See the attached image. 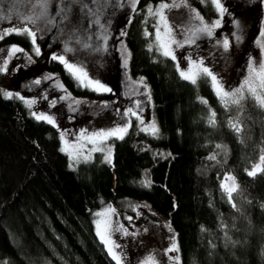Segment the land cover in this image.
<instances>
[{
    "label": "trees",
    "instance_id": "1",
    "mask_svg": "<svg viewBox=\"0 0 264 264\" xmlns=\"http://www.w3.org/2000/svg\"><path fill=\"white\" fill-rule=\"evenodd\" d=\"M150 1L138 0L123 37L129 73L149 84L159 132L129 124L110 163L99 156L73 163L55 125L37 120L20 96H4L10 74L0 71V264H116L93 211L137 202L175 230L182 264H264V171L248 175L264 150V108L247 92L240 105L226 106L208 76L183 79L148 35ZM255 25L253 39L264 44V7ZM10 40L32 47L16 34L0 46ZM43 66L58 71L73 94L95 96L60 61ZM228 176L238 185L231 202L221 187Z\"/></svg>",
    "mask_w": 264,
    "mask_h": 264
},
{
    "label": "rangeland",
    "instance_id": "2",
    "mask_svg": "<svg viewBox=\"0 0 264 264\" xmlns=\"http://www.w3.org/2000/svg\"><path fill=\"white\" fill-rule=\"evenodd\" d=\"M161 3L170 5L164 10L171 28L168 36H165L167 30L159 18L149 15L147 11L149 7L158 10ZM222 3L227 9L222 18L211 0H155L146 3L144 11L153 20L148 33H151L161 52L156 40L157 27L163 40L177 42L171 48L179 74L188 71L193 61L203 62V66L216 75L223 88L232 91L240 88L249 77L251 59H255L257 65L264 61L262 41L253 39V30L262 13L264 0H222ZM44 4L46 8L41 7ZM132 10L131 0H103L102 3L98 0H83L82 3L80 0H72L71 3L69 0H0L2 39L11 34L25 35L32 46L28 49L14 40L0 46V68L6 64V71L10 74L5 91L13 95L18 93L26 103L34 101L29 107L32 113L53 117L54 125L60 131V147L68 149L64 152L73 163L77 161L69 153L74 152L82 153L79 161L86 160L84 157L89 155L90 159L99 156L101 160L108 161L105 157L109 151L112 159L116 137L103 142L97 140L93 144L88 140L93 133L129 124L149 132L144 129L153 121L158 126L147 80L128 71L129 56L126 57V54L129 50L123 32ZM197 13L206 23L221 19L220 27L215 28L211 36L197 31L201 26ZM97 19L99 23H95ZM31 20H35V23ZM24 27L36 32L35 43L28 34L12 31ZM9 32L11 34H7ZM225 39L230 42L227 50L223 47ZM13 47L23 51L13 54ZM37 47L39 55L35 51ZM66 48L73 50L67 52ZM53 56H64L69 62L77 63L89 78L98 80L111 91H95L80 84L93 91L95 96L73 94L61 80L58 71L43 66L44 61H59ZM126 58L127 67L124 64ZM37 80L40 83H35ZM211 84L217 92L212 80ZM128 109L136 115H132ZM96 147L104 150L91 151ZM228 183L231 184V181ZM110 209H114V213ZM98 213L104 215L98 216ZM104 219L112 222L114 231L111 238L119 245L117 251L123 256L122 264H152L153 261L155 264H176L172 258L177 256L179 264H182L175 230L146 203L137 202L123 208L113 203L103 204L93 211L96 234V221ZM173 241L178 245V252L167 251Z\"/></svg>",
    "mask_w": 264,
    "mask_h": 264
},
{
    "label": "snow or ice",
    "instance_id": "3",
    "mask_svg": "<svg viewBox=\"0 0 264 264\" xmlns=\"http://www.w3.org/2000/svg\"><path fill=\"white\" fill-rule=\"evenodd\" d=\"M69 2L71 3L72 0H69ZM80 2L82 3L83 0H80ZM98 2L102 3L103 0H98ZM137 3H138V0H131L133 10H135V6ZM211 3L215 6L220 17L222 18L225 12H227V9L224 7L222 3V0H211ZM41 7L46 8L47 5L44 4V5H41ZM169 7L170 5L168 3H161L159 5L158 10H154L152 7H149L147 10L149 15H154L159 18V21L163 24L164 28L167 30L165 32V36H168L171 33V28L168 25L167 18L164 14V10L168 9ZM197 19L201 21V26L197 29V31L204 32L209 36H211L213 34L214 29L220 27V24H221V19H217L211 23H206L204 22L203 17L199 16L198 13H197ZM31 22L35 23V20H31ZM49 22L51 23V21ZM95 23H99V20L97 19ZM12 31H17L18 34L26 33L32 38L33 43H35L36 41V32L33 31L31 28L24 27L20 29H13ZM7 34H11V32ZM148 35H151V33H148ZM2 38L3 36L0 35V39ZM237 39H239V37H237ZM156 40L158 41V46L162 49V54L164 56H170L173 60H175L176 57L174 55V52L172 51L171 45L177 42L174 40L172 41L163 40L159 27H157V30H156ZM229 46H230V42L227 39H225L223 41V47L225 48V50H227ZM261 47L264 48V44H261ZM72 50L73 49L71 48L65 49V51L67 52H71ZM11 51L13 54H15L16 52H22L23 49L13 47ZM35 51H36V54L39 55V52H40L39 47H37ZM127 56H130V53H127L126 57ZM53 59H58L61 63H63L66 69L68 70V72L72 74L80 82L82 86L92 87L93 90L95 91H104V92L111 91V89L105 87L98 80H92L91 78H89L87 72L84 71L83 67L79 66L77 63L69 62L68 60L65 59L64 56H59V57L53 56ZM124 64H125V67H127V58L125 59ZM6 70H7L6 64L4 65L3 68H0V71H6ZM249 72H250V75L247 79H245L244 84L240 88H237L232 91H226L223 88L220 81L217 79L216 75H214L209 68L203 66V62L197 63L193 61L192 67H190L188 71H181L180 75L183 79L189 80L193 84L196 83V80L200 75H205V76L210 77L216 87L217 95L220 96V98L225 101L226 106L229 102L231 104L240 105L242 101L246 99L245 92H247L261 108H264V61H262L261 63H259V65H257L255 59H251L250 64H249ZM35 83L38 84L40 83V81L37 80L35 81ZM3 94L6 98H9V99H11L13 96V93L10 91L4 92ZM16 95L19 96L18 93ZM20 99H23V97H20ZM202 102L207 103V101H202ZM27 103H28V106L31 107L34 101H28ZM137 107H139V105H137ZM128 112H131L132 115H136V113L132 112L131 109H128ZM32 115L37 120H43L53 125L55 124V120L50 115H46L44 113L37 114L35 112L32 113ZM215 117H216L215 112H211L209 121H208L210 125H215L216 123ZM141 123H143V121H141ZM129 126L130 125H125L124 127H117L115 129H111L107 131L102 130L100 132L93 133L91 136L88 137V140L90 143L95 144L97 140H99L100 142H103L109 139L110 137H116L119 139H123V136L124 134L127 133ZM231 127L237 133L242 131V127L240 126L239 122L231 123ZM144 130L149 131L150 134L152 135H157L159 132V128L156 126L155 121H153L151 125H149ZM62 137H63V134H62ZM65 144L67 145V141H65ZM216 147L221 148L222 146L216 145ZM103 150H104L103 148L96 147V148H93L91 151H103ZM61 151H68V149L62 148ZM69 154L72 156L73 160H76L77 162H79V156L82 155V153L80 152H74V153H69ZM84 159L86 160L90 159V155L85 156ZM105 159L108 160L109 163L111 162V151L108 152V155L105 157ZM209 159L215 160L216 159L215 154L210 156ZM262 171H264V150H262L261 152V155L259 157V162L252 165L251 170L248 171V175L255 176L258 172H262ZM229 181H231V184L228 183ZM143 183L145 184V186H150V181L148 180L143 181ZM221 187L223 188V190L228 196L229 201L231 202L232 193L236 192L238 189V185L235 182V177H232V176L226 177L225 182L222 183ZM233 207H235V204H233ZM109 211L114 213L115 210L110 209ZM97 215L102 216L104 214L98 213ZM128 219L131 220V217H129ZM96 228H97V235L99 239L101 240V242L106 246L109 255L116 262V264H122L123 256L117 251V249L119 248V245H117L115 241H113L111 238L112 232L114 231V229L112 228L111 220L110 219L97 220ZM146 230L147 229H145V231ZM125 234H127L126 231H125ZM167 251L168 252H173V251L178 252L179 251L178 245L175 243V241H173L171 247ZM172 259L176 261V264H179L178 256ZM152 264H155V262L153 261Z\"/></svg>",
    "mask_w": 264,
    "mask_h": 264
}]
</instances>
